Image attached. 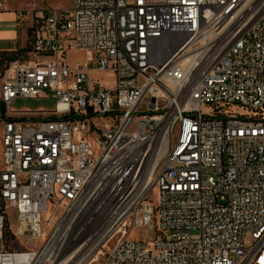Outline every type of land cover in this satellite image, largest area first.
<instances>
[{
  "label": "built area",
  "instance_id": "built-area-1",
  "mask_svg": "<svg viewBox=\"0 0 264 264\" xmlns=\"http://www.w3.org/2000/svg\"><path fill=\"white\" fill-rule=\"evenodd\" d=\"M28 31L0 81V264H264V0H71ZM35 99L52 119L17 118Z\"/></svg>",
  "mask_w": 264,
  "mask_h": 264
},
{
  "label": "rangeland",
  "instance_id": "rangeland-1",
  "mask_svg": "<svg viewBox=\"0 0 264 264\" xmlns=\"http://www.w3.org/2000/svg\"><path fill=\"white\" fill-rule=\"evenodd\" d=\"M3 4L4 10L0 11V52L17 50L18 48L29 47L28 28L35 13H39L41 9L55 8V9H68L71 0H0ZM87 55L83 52L71 50L67 54V60L70 65L76 62H85ZM33 58L28 54L20 55L17 61L31 62ZM4 73V72H3ZM0 68V81L3 75ZM89 78L93 81H98L106 89L114 88V75L109 71H100L93 67L88 73ZM53 102L51 99H35V100H17L12 104V110L18 112H25L18 114L17 118H25L31 120L38 117L42 119L48 114L44 111H51ZM8 112V108L6 109ZM235 110V109H233ZM237 110V109H236ZM205 112V110H203ZM239 112V111H238ZM38 113V114H34ZM48 119V118H47ZM104 122V120H100ZM1 128L0 122V153H1ZM1 163V159H0ZM155 191L151 193V199L155 198ZM2 207L5 212L8 223H13L14 213L12 209L6 206L0 200V208ZM136 233H133V237ZM41 241L33 242L32 245L40 244ZM14 250H19L18 245H13ZM96 264V263H92Z\"/></svg>",
  "mask_w": 264,
  "mask_h": 264
},
{
  "label": "trees",
  "instance_id": "trees-1",
  "mask_svg": "<svg viewBox=\"0 0 264 264\" xmlns=\"http://www.w3.org/2000/svg\"><path fill=\"white\" fill-rule=\"evenodd\" d=\"M29 32V31H28ZM28 38H29V47H25V48H18L17 50H12V51H1L0 52V68L2 73L5 71V69L7 68V66L12 63L15 62L19 59L20 55H24V54H28V52H30L31 50V36L30 33H28ZM7 110H6V105L0 100V122L3 121H11L14 120L15 118L9 117L6 114ZM44 118H50L48 116H45ZM20 120H25V118H19ZM31 120H43L41 117L35 118V119H31ZM0 212H4L2 207L0 208ZM3 237L5 240V244L8 243L9 239L12 237L11 232L9 231V228L6 226L4 232H3Z\"/></svg>",
  "mask_w": 264,
  "mask_h": 264
},
{
  "label": "bare ground",
  "instance_id": "bare-ground-1",
  "mask_svg": "<svg viewBox=\"0 0 264 264\" xmlns=\"http://www.w3.org/2000/svg\"><path fill=\"white\" fill-rule=\"evenodd\" d=\"M146 180H147V179L145 178V181H144V182H147Z\"/></svg>",
  "mask_w": 264,
  "mask_h": 264
},
{
  "label": "crops",
  "instance_id": "crops-1",
  "mask_svg": "<svg viewBox=\"0 0 264 264\" xmlns=\"http://www.w3.org/2000/svg\"><path fill=\"white\" fill-rule=\"evenodd\" d=\"M10 51H12V50H10Z\"/></svg>",
  "mask_w": 264,
  "mask_h": 264
}]
</instances>
